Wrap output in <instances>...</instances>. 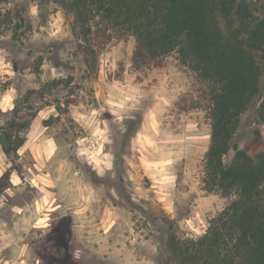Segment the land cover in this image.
<instances>
[{"label": "rangeland", "instance_id": "374dc122", "mask_svg": "<svg viewBox=\"0 0 264 264\" xmlns=\"http://www.w3.org/2000/svg\"><path fill=\"white\" fill-rule=\"evenodd\" d=\"M56 3L0 0V130L14 107L29 123L0 158V264H162L168 227L196 239L229 202L202 185L209 126L192 78L174 55L134 67L123 37L84 58ZM262 98L264 74L234 134L250 156L264 152Z\"/></svg>", "mask_w": 264, "mask_h": 264}, {"label": "trees", "instance_id": "16d2710c", "mask_svg": "<svg viewBox=\"0 0 264 264\" xmlns=\"http://www.w3.org/2000/svg\"><path fill=\"white\" fill-rule=\"evenodd\" d=\"M78 28L84 56L120 38L133 43L142 69L174 55L192 78L191 105L209 126L202 185L229 199L205 233L181 241L168 227L162 264H264V152L253 156L234 140L241 116L258 99L264 74V11L246 0H57ZM15 116L0 130L4 155L25 142L28 121ZM256 119L264 123V98ZM18 120V121H17ZM16 127H18L16 129ZM16 129V133L13 132ZM167 223V221H164Z\"/></svg>", "mask_w": 264, "mask_h": 264}, {"label": "crops", "instance_id": "0c3cea01", "mask_svg": "<svg viewBox=\"0 0 264 264\" xmlns=\"http://www.w3.org/2000/svg\"><path fill=\"white\" fill-rule=\"evenodd\" d=\"M1 156H3L4 158H6L5 155L2 153V151H0V158H2ZM9 181L10 182H13V178L12 179L10 178Z\"/></svg>", "mask_w": 264, "mask_h": 264}]
</instances>
